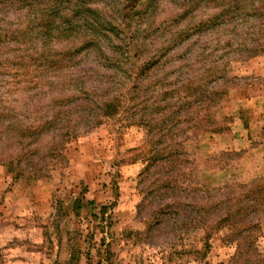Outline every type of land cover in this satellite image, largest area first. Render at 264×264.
<instances>
[{
    "label": "rangeland",
    "instance_id": "obj_1",
    "mask_svg": "<svg viewBox=\"0 0 264 264\" xmlns=\"http://www.w3.org/2000/svg\"><path fill=\"white\" fill-rule=\"evenodd\" d=\"M74 4L0 0V264H264V0Z\"/></svg>",
    "mask_w": 264,
    "mask_h": 264
},
{
    "label": "trees",
    "instance_id": "obj_2",
    "mask_svg": "<svg viewBox=\"0 0 264 264\" xmlns=\"http://www.w3.org/2000/svg\"><path fill=\"white\" fill-rule=\"evenodd\" d=\"M58 1V5L56 8H54L51 12H55L56 10H60L59 7L63 6L64 4H67L70 8V5L72 3V0H57ZM75 2L74 4V10L77 12H81L83 15H93L97 10L96 9H93L92 7H90L88 5V1L90 3L93 2V0H73ZM78 14V13H77ZM87 17V16H86ZM59 28L57 27V30ZM60 31V30H59ZM62 33H65V32H71L69 30H62L61 31ZM67 36V35H65ZM120 104L121 102L118 101V100H111V101H106L103 103L102 105V112L104 114V116H113L115 114V112H117V110H119V107H120ZM62 114H66L65 112H61V115ZM8 116V115H7ZM3 117H6L3 115ZM58 117V116H57ZM99 123V122H98ZM56 126L54 125V122H47L45 123L44 125H39V126H36V127H29V128H26V129H22L21 131H18V135L20 136V138H28V139H31L32 141V144H33V139L34 138H37L39 135L45 133L47 130H57V131H61L60 133V138L62 139V151L63 149H65L67 143H69L72 139L76 138L77 137V130H75L74 128L75 127H70V125L68 127H61V130L60 129H56L55 128ZM35 143V141H34ZM30 146V144H25V147H28ZM25 149V148H24ZM58 148L55 149V151H57ZM34 151V149H33ZM36 151V150H35ZM54 151V152H55ZM60 151V150H59ZM52 152H53V149H52ZM180 154L176 151H171L170 153H168L167 156H159L158 158H154L152 161H156V162H159V161H174V158L178 157ZM150 161V159H149ZM245 199H249L248 202H252L251 205L253 206H244V207H241V212L245 211V210H249V209H253V210H256V208H261V205H264V185L263 184H259V185H256L254 187V189H251L250 191H248V193L246 194L245 196ZM229 219L226 218L224 222H228ZM239 231V233L241 234L242 232H244V230L242 229H237ZM89 264H93L91 262H89ZM97 264H101V263H97Z\"/></svg>",
    "mask_w": 264,
    "mask_h": 264
}]
</instances>
